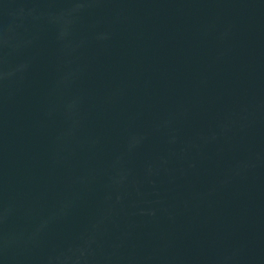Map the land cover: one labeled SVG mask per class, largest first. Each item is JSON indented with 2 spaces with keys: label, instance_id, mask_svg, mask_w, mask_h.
<instances>
[{
  "label": "water",
  "instance_id": "95a60500",
  "mask_svg": "<svg viewBox=\"0 0 264 264\" xmlns=\"http://www.w3.org/2000/svg\"><path fill=\"white\" fill-rule=\"evenodd\" d=\"M0 264H264V0H0Z\"/></svg>",
  "mask_w": 264,
  "mask_h": 264
}]
</instances>
